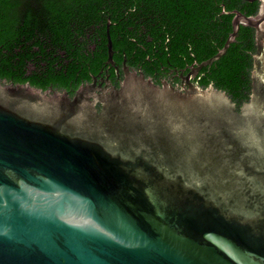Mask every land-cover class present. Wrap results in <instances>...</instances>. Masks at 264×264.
<instances>
[{
  "label": "water",
  "instance_id": "water-1",
  "mask_svg": "<svg viewBox=\"0 0 264 264\" xmlns=\"http://www.w3.org/2000/svg\"><path fill=\"white\" fill-rule=\"evenodd\" d=\"M246 1L257 14L228 12L231 34L200 65L255 30L240 109L213 85L128 69L119 89L73 98L0 81V264H264V0Z\"/></svg>",
  "mask_w": 264,
  "mask_h": 264
},
{
  "label": "trees",
  "instance_id": "trees-1",
  "mask_svg": "<svg viewBox=\"0 0 264 264\" xmlns=\"http://www.w3.org/2000/svg\"><path fill=\"white\" fill-rule=\"evenodd\" d=\"M259 5L246 0H0V81L41 89L51 85L74 94L106 67L109 21L117 64L124 53L133 64L159 48L160 59L169 55L178 65L202 63L231 34L228 12L253 16ZM254 35V29L241 27L236 42L202 80V87L212 83L226 92L238 109L252 91Z\"/></svg>",
  "mask_w": 264,
  "mask_h": 264
},
{
  "label": "flooded vegetation",
  "instance_id": "flooded-vegetation-1",
  "mask_svg": "<svg viewBox=\"0 0 264 264\" xmlns=\"http://www.w3.org/2000/svg\"><path fill=\"white\" fill-rule=\"evenodd\" d=\"M254 34H255V30H254ZM145 51L147 52L146 49ZM160 52H161V48L155 51L153 57L152 55L149 54L146 56L144 61L135 62L134 60L133 64L130 63L128 56L124 53L121 64H117L116 61L114 60L115 65L118 67L119 75L116 73L113 67L107 65L106 63V67L103 70H101L99 74L97 75L91 74V77L92 76L95 77V80L92 79L91 82L85 83L83 85H88V84L93 85L95 92L97 94H101V90L105 88L109 89L111 87H114L119 89L126 77L125 69H128L131 73H136L139 76L143 75L146 80L151 81L157 86H164V84H168L178 90L189 89L190 86H200L203 89H207L211 85H213L211 83L210 85H208L207 88L202 87V80L206 79L212 73V68H211L212 65L208 67H204L202 69H200V65L203 62L200 63L198 61H194L192 63L186 61L178 65L170 61L169 55L164 60L160 59V54H161ZM61 55L63 56L64 53L61 52ZM114 56H115V52H114ZM2 82L6 86H20V85L29 84V83L15 84L13 82H7L5 80ZM42 90L44 92H50L51 94L68 93L71 98H73L77 92L76 90L74 94H71L68 90H60L54 88L51 85H49L47 89H42ZM99 107L100 105H98V108Z\"/></svg>",
  "mask_w": 264,
  "mask_h": 264
}]
</instances>
